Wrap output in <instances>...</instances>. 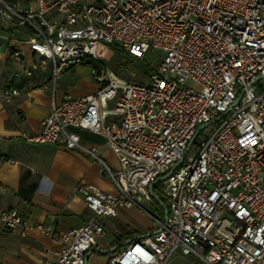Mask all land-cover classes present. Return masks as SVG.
I'll return each mask as SVG.
<instances>
[{
    "label": "built area",
    "instance_id": "obj_1",
    "mask_svg": "<svg viewBox=\"0 0 264 264\" xmlns=\"http://www.w3.org/2000/svg\"><path fill=\"white\" fill-rule=\"evenodd\" d=\"M0 27L32 34L24 42L30 61L21 48L6 49L25 76L49 71L54 90L63 72L90 61L100 85L66 95L38 132L21 134L93 159L117 190L80 186L90 217L79 228L36 225L59 244L43 264H86L105 234L102 219L132 207L146 212L154 205L149 186L177 162L153 188L166 218L148 214L155 233L106 264H173L174 255L195 264H264V0H30L25 8L0 0ZM104 44L137 59L147 50L162 56L144 83L126 81L97 57ZM19 95L2 92L5 101ZM69 127L104 136L118 168L82 147ZM6 161L0 154V165ZM0 229L24 237L29 227L17 209L0 208Z\"/></svg>",
    "mask_w": 264,
    "mask_h": 264
},
{
    "label": "crops",
    "instance_id": "obj_2",
    "mask_svg": "<svg viewBox=\"0 0 264 264\" xmlns=\"http://www.w3.org/2000/svg\"><path fill=\"white\" fill-rule=\"evenodd\" d=\"M28 2L22 7L18 5L25 8ZM27 32L0 27V154L7 159L0 165V208L17 209L29 227L24 237L19 231L0 229V264L53 262L59 244L41 234L35 226L41 225L52 232H67L85 223L90 212L78 191L82 185L112 195L117 192L93 159L61 145L28 143L21 137L24 131L38 132L51 106L60 104L66 95L83 97L100 88L93 78L94 83L80 80L79 65L63 72L54 90L49 71L25 76L20 65L8 57L6 49L10 45L19 47L25 60L30 61V51L24 43ZM6 88H16L20 95L5 101L2 92ZM67 131L77 133L80 145L95 149L110 169L118 168L104 136L72 127ZM143 220L137 207L119 210L116 217L103 218L105 234L98 237L92 249L107 250L152 232L155 225L150 228ZM86 264H90V256Z\"/></svg>",
    "mask_w": 264,
    "mask_h": 264
},
{
    "label": "rangeland",
    "instance_id": "obj_3",
    "mask_svg": "<svg viewBox=\"0 0 264 264\" xmlns=\"http://www.w3.org/2000/svg\"><path fill=\"white\" fill-rule=\"evenodd\" d=\"M11 1L19 4L22 7V5L26 4L29 0ZM161 56V52L157 50H147L146 54L140 58V63L143 66V69H155L160 62ZM97 57L105 64V67L108 71L118 76L120 79L144 83L148 78L147 75L143 74L142 71L137 67V64H129L128 68L126 69L123 55L113 51L109 45H102V47L97 51ZM88 63L89 64L79 65L78 67L80 69L77 74L79 75L81 81L94 83V80L92 79L93 77L90 73V70L92 67H94V65L91 62ZM102 74L104 77H107V74L104 72V70L102 71ZM197 140L198 138H196L195 141ZM144 208L146 212L140 210L142 217L144 218L143 221L145 222V225L147 224V226L151 228L156 225V223L148 214H151L153 217L158 219L157 212L153 206L148 204L144 205ZM106 257L107 256H101L98 252H93L90 255V264H105ZM172 263L195 264V262H193L191 259L180 257L178 255H174L172 258Z\"/></svg>",
    "mask_w": 264,
    "mask_h": 264
},
{
    "label": "water",
    "instance_id": "obj_4",
    "mask_svg": "<svg viewBox=\"0 0 264 264\" xmlns=\"http://www.w3.org/2000/svg\"><path fill=\"white\" fill-rule=\"evenodd\" d=\"M217 119H215V120H213V122H215ZM206 125L205 124H203L202 126H200L199 127V129L196 131V133L194 134V136L192 137V139L190 140V142H189V144L190 143H192L193 142V140L195 139V137H196V135L205 127ZM180 162V161H179ZM178 166V162H177V164L175 165V166H173L172 168H171V170L164 176V177H160V178H158L156 181H154L150 186H149V194H150V196L152 197V199L154 200V202H156L163 210H164V218H166V216H167V213H166V211H165V207H164V205H163V203H162V201L153 193V188H154V186L157 184V183H159V182H161L162 180H164V179H166L173 171H174V169L176 168ZM155 232H150V233H147V234H145L144 236H150V235H152V234H154ZM141 237V236H140ZM140 237H134V238H131V239H128V240H126V241H124V242H122V243H120V244H118V245H116V246H114V247H112V248H110V249H108V250H101V249H91V251L86 255V257H85V259H86V261H87V259H88V257L91 255V253L93 252V251H95V252H98L100 255H103V256H105V255H107V254H112L115 250H117V249H119V248H122L123 246H125L126 244H128V243H130V242H132V241H134V240H137L138 238H140Z\"/></svg>",
    "mask_w": 264,
    "mask_h": 264
},
{
    "label": "trees",
    "instance_id": "obj_5",
    "mask_svg": "<svg viewBox=\"0 0 264 264\" xmlns=\"http://www.w3.org/2000/svg\"><path fill=\"white\" fill-rule=\"evenodd\" d=\"M12 30L13 29H10V31H12ZM27 34L32 36V34L30 32H27ZM109 46H111L113 51L123 55V58L125 60L124 65H125L126 69L128 68L129 64H137V67L142 71L143 74L147 75V77L154 70V69H151V70L143 69V66L140 63L141 59H137V58L133 57L132 55H130L129 53L122 51L117 45H109ZM154 188H157V185ZM153 207H154L155 211L157 212L158 219H162L164 217V210L156 202H154ZM120 249L121 248L115 250L112 254H107L105 256H111V255L115 254L116 252H118ZM101 256H103V255H101Z\"/></svg>",
    "mask_w": 264,
    "mask_h": 264
}]
</instances>
